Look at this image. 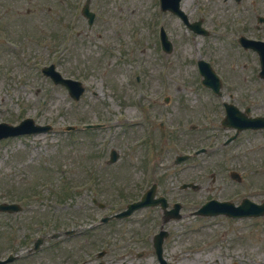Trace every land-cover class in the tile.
Returning <instances> with one entry per match:
<instances>
[{"label":"rangeland","instance_id":"obj_1","mask_svg":"<svg viewBox=\"0 0 264 264\" xmlns=\"http://www.w3.org/2000/svg\"><path fill=\"white\" fill-rule=\"evenodd\" d=\"M210 3L205 5L211 8V14L218 8L217 14L227 16L219 9L218 0L212 2V7ZM114 4L122 8L118 11ZM150 4L151 0H106L109 18L101 25L110 42L96 41L92 36L90 41L77 43L75 39L65 44L54 35H59L63 26L56 25L53 14L47 12L49 7H59L57 1L0 0V24L7 30L0 37V122L13 124L31 117L37 123L52 125L46 134L0 141V202L14 201L23 206L19 214H0V257L17 249L15 244H31L39 235L76 228L87 230L99 222L102 213L109 214L123 206L120 194L133 193L134 199L138 198L145 182L157 184V196L181 204V217L163 226L168 232L163 243L167 264H264V229L256 227L258 223L250 222L255 226L245 228V235L239 229L241 234L235 233L234 237L232 229L243 228L244 223L188 215L208 199L240 195L241 186L228 178L229 170H237L255 184L264 183V134L242 133L224 149L219 143L229 132L219 129L212 132L216 139L207 138L213 127V118L209 120L213 95L198 85L193 44L187 43L184 27H176L177 22L171 19L174 49L170 55L163 54L155 33L160 21L164 25V19L158 17L155 26L146 25ZM16 8L24 15L27 8L33 13L19 17ZM82 30L85 32L84 27ZM195 41L204 43L209 51L206 58L211 54V59L218 61L222 72L235 84L227 88L248 95L246 104L251 115L264 114V90L254 84V66L238 65L236 70H229L225 43L212 36L197 37ZM200 44L196 43L198 47ZM50 62L65 76H80L88 84L78 102L41 75L40 68ZM134 64L139 66L143 91L137 102L132 100L135 87L130 73ZM165 96L169 100L164 107ZM164 110L181 130L175 135L176 147L168 140L174 134L157 128ZM142 114L159 116L153 123L152 143L145 149L132 140L140 130L131 136L123 126ZM100 120H110L107 124L113 128L91 135L80 133L81 123ZM66 125H75V134L66 133ZM199 145L209 150L173 163L175 156ZM111 147L120 154L118 162L99 172L101 185L93 180L85 184L89 179L85 178L87 169L102 163L90 161L93 155L104 150L101 158L105 159ZM148 163L153 168L145 176ZM184 183L195 184L198 189H181ZM92 199L107 204L106 210L94 206ZM160 227L159 208H144L129 220L113 221L74 238H46L44 243L58 246H43L33 258L41 264H71L69 261L89 251L88 257L95 259L96 252L106 247L104 261L125 258L129 264H157L151 237ZM241 237L247 241L236 240ZM78 243L88 244L85 247L89 248L79 251Z\"/></svg>","mask_w":264,"mask_h":264},{"label":"flooded vegetation","instance_id":"obj_2","mask_svg":"<svg viewBox=\"0 0 264 264\" xmlns=\"http://www.w3.org/2000/svg\"><path fill=\"white\" fill-rule=\"evenodd\" d=\"M86 1L87 0H65V11L63 14L65 21H68L73 26H83V25L87 24L88 17H85L82 13V6L86 3ZM206 1L207 2L209 1L212 3L214 0H206ZM230 1L234 2L237 5H239L240 2L245 3L244 8L246 11H248L247 2H249V1H250V4L252 6H254L256 9L259 8V4H258L257 0H240L237 3L234 0H230ZM105 2H106V0H91L88 2L90 11L92 12V15H93L95 22L100 21L103 17H105V9H106ZM182 2H183V6L185 5L186 8L182 7L181 3H180V8L184 12V14L186 15L188 22H189V20L194 21L200 17V16H197V14H198L197 12L200 11V0H182ZM210 6L212 7V5H210ZM205 8H207L209 11L211 10V8H208L206 5H205ZM168 15L171 18H173L174 20H176L177 22H180V24L182 25V21L178 17H175L174 15L169 14V13H168ZM251 27L252 28L250 31L248 28L246 29L247 31L250 32V34H251L250 36L253 39L261 40L262 39L261 33H264V28H262L260 25H257L256 21ZM228 98L229 99L227 102L232 103V102H230V101H233L232 94L229 93ZM224 103L225 102L220 103L221 107H224ZM261 132H264V131H261ZM224 141L225 140H223L221 142L222 147L225 146V145H223ZM251 182L253 183L254 181L251 180ZM240 198L241 199L246 198L245 200L248 199V201L250 200L255 204H260L264 200V183L245 184L243 186L242 195ZM256 219L257 220H253V219H250V220H252L256 223L262 222L264 225V218H256ZM252 226H255V224H252ZM256 227H258L259 229H264L263 226L259 227L258 224ZM14 262H18V264H23L24 260L20 259V260L14 261ZM100 264H105V263L101 262Z\"/></svg>","mask_w":264,"mask_h":264},{"label":"water","instance_id":"obj_3","mask_svg":"<svg viewBox=\"0 0 264 264\" xmlns=\"http://www.w3.org/2000/svg\"><path fill=\"white\" fill-rule=\"evenodd\" d=\"M240 121L241 122H245L244 120H240ZM232 122L234 123L235 122V119H232ZM34 129L35 130H38L39 128H34ZM17 132H18L17 128H12L10 132L8 131V133H6L4 135H8V134H11V133H17Z\"/></svg>","mask_w":264,"mask_h":264},{"label":"bare ground","instance_id":"obj_4","mask_svg":"<svg viewBox=\"0 0 264 264\" xmlns=\"http://www.w3.org/2000/svg\"><path fill=\"white\" fill-rule=\"evenodd\" d=\"M194 262H192L191 264H193ZM181 264H185L183 261H181Z\"/></svg>","mask_w":264,"mask_h":264}]
</instances>
